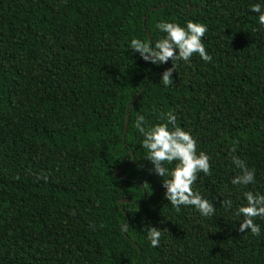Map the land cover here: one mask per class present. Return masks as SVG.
<instances>
[{
  "label": "trees",
  "instance_id": "16d2710c",
  "mask_svg": "<svg viewBox=\"0 0 264 264\" xmlns=\"http://www.w3.org/2000/svg\"><path fill=\"white\" fill-rule=\"evenodd\" d=\"M255 2L0 0V264H264V220L254 218L253 236L234 214L243 191L264 192ZM164 19L205 24L213 58L176 61L168 86L159 79L170 59L152 64L127 48L163 35L155 23ZM168 110L210 157L193 189L216 206L213 216L176 212L143 157L135 116L154 123ZM233 155L255 169L254 184L230 183ZM224 197L232 209L220 206ZM149 226L160 228L158 247Z\"/></svg>",
  "mask_w": 264,
  "mask_h": 264
},
{
  "label": "clouds",
  "instance_id": "9594fccd",
  "mask_svg": "<svg viewBox=\"0 0 264 264\" xmlns=\"http://www.w3.org/2000/svg\"><path fill=\"white\" fill-rule=\"evenodd\" d=\"M257 14L258 23L264 26V0H256L249 6ZM155 28L162 33L154 42L133 37L128 41L127 48L152 64H163L169 59L171 66L160 74L159 81L168 86L173 84L172 72L176 70V61L190 63V57L196 53L205 62L212 61V56L206 51L202 37L207 32V26L188 20L181 25L175 20H159ZM173 111H158L157 121L149 123L145 115L137 114L133 127L140 134V146L145 150L144 158L151 162L149 171L162 177L164 197L171 207L179 212L181 206H192L200 216L210 217L216 211V206L200 192L194 191L193 184L198 173H210V157L201 150L197 152V142L194 136L176 124ZM174 167H165L173 164ZM231 162L239 172L232 176V185L247 186L256 182L255 169L248 167L245 160L233 155ZM245 204L237 206L234 214L242 219L238 231L250 232L253 236L261 234V225L254 218L264 220V192L246 190L242 192ZM220 206L225 210L233 208V201L228 197L220 200ZM129 225H120L122 232H127ZM150 246L158 247L161 243L160 228L149 226L145 229Z\"/></svg>",
  "mask_w": 264,
  "mask_h": 264
},
{
  "label": "water",
  "instance_id": "95a60500",
  "mask_svg": "<svg viewBox=\"0 0 264 264\" xmlns=\"http://www.w3.org/2000/svg\"><path fill=\"white\" fill-rule=\"evenodd\" d=\"M133 100H131V102H132ZM127 119H128V113H127V116H126V122H127ZM124 131H125V128H124V130H123V136H124Z\"/></svg>",
  "mask_w": 264,
  "mask_h": 264
}]
</instances>
